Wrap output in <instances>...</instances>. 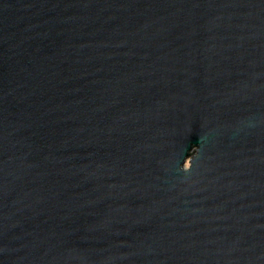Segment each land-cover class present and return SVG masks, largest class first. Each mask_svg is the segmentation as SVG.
<instances>
[{
	"label": "water",
	"instance_id": "95a60500",
	"mask_svg": "<svg viewBox=\"0 0 264 264\" xmlns=\"http://www.w3.org/2000/svg\"><path fill=\"white\" fill-rule=\"evenodd\" d=\"M0 264H264V0H0Z\"/></svg>",
	"mask_w": 264,
	"mask_h": 264
}]
</instances>
